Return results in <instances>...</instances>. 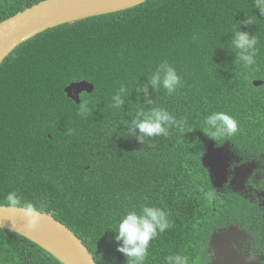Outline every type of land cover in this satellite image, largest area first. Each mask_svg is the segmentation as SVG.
<instances>
[{
    "label": "trees",
    "instance_id": "16d2710c",
    "mask_svg": "<svg viewBox=\"0 0 264 264\" xmlns=\"http://www.w3.org/2000/svg\"><path fill=\"white\" fill-rule=\"evenodd\" d=\"M43 1L28 0L20 12ZM246 15L254 21L246 26L259 37L255 72L236 64L231 45L230 32ZM165 59L184 86L172 96L150 86L155 103L144 106L137 83H146ZM82 81L95 87L81 95V103L89 102L86 118L65 92ZM256 81L264 83V16L253 0H150L39 34L0 66V205L12 191L24 202L42 203L40 212L70 228L97 264H130L112 230L126 208L166 206L174 226L152 242L146 264H164L170 253L189 255V264H210L213 229L233 216L244 219L257 205L217 192L202 157L214 144L251 162L264 159V84ZM122 83L128 93L116 110L111 97ZM152 106L186 117L194 130H172L168 138H152L151 146L127 135L125 124ZM213 111L240 121L238 134L222 145L203 132ZM0 264L61 263L0 229Z\"/></svg>",
    "mask_w": 264,
    "mask_h": 264
},
{
    "label": "clouds",
    "instance_id": "9594fccd",
    "mask_svg": "<svg viewBox=\"0 0 264 264\" xmlns=\"http://www.w3.org/2000/svg\"><path fill=\"white\" fill-rule=\"evenodd\" d=\"M253 8L258 9L260 15L264 16V0H253ZM246 17V19L239 21L238 30L230 32L233 34L231 45L232 51L235 53L234 61L236 64L242 65L246 70L255 72L259 67V37L256 36L255 28L252 31L251 27L246 26L247 24H254L253 18L247 15ZM197 38L198 35L193 36L194 40ZM147 78L146 83H137L135 88L136 92L140 94L137 98H139V100L141 99V96L144 98L145 103H141L144 106H146V104L153 105L155 103V101L151 98L149 90L150 86L155 92H158L161 88H163L169 96L175 95L178 90L184 86L183 76L178 72L175 66L169 63L167 59L161 61ZM87 83L92 84L90 82ZM92 85L94 86V84ZM127 93L128 86L122 83L115 94L111 97V107L116 110L122 109L126 101L125 96ZM81 95L80 103L77 104L75 102L79 105L77 115L86 118L90 114V109L88 107L89 102L82 101L81 103ZM203 124L206 126L203 132L211 139L215 140L218 145H222L225 141L231 140V138L236 136L240 131V121L236 116L232 115L228 111L211 112V114L204 118ZM125 126L127 127V135L135 137L140 143H145L147 140L149 146H151L152 138H168L172 130H175L182 135L190 133L194 130L188 128V121L186 117L177 118V116L170 112L167 108L153 106L147 111L143 108L139 109L136 112V115L130 120V122L126 123ZM211 148L215 150H224L228 147H216L214 144L207 147V150L202 157V164L208 171L209 169L204 165L203 160ZM224 154L229 158H233V155H230V153L226 154L224 152ZM242 165L254 166L252 162ZM242 165H240V167ZM209 174L213 188L217 192H221L227 184L234 187V190L239 191L246 188V182L252 174V171L247 177L243 189H240V186L235 187V185L232 184V179H234L236 175L235 173L231 177V180L229 174L228 181L221 189L215 188L210 171ZM206 195L212 196L213 193L209 192ZM5 200L6 207L11 209L13 212H15L16 209L23 210L30 229L38 227L42 216L40 209L44 207L42 203L40 205H35L32 202H24L22 197L16 191L9 192L6 195ZM256 205L258 206V204ZM173 226L174 221L171 219V212L166 209V206H157L155 204L145 202L140 204L139 207L133 206L131 209L126 208L123 214L119 217L116 228L110 229L114 230L116 233L114 239L117 242V251L124 254L128 258V262H130V264H146L150 255L149 249L152 246V242L158 239L161 234L165 233ZM230 233L231 230L228 233L223 234L214 233L212 238L210 236L211 240H209V242L212 243V241L223 239L229 240L228 235ZM225 248L228 250V247ZM189 260V255L184 253H170L164 258V264H189ZM213 261L214 258L210 264H212Z\"/></svg>",
    "mask_w": 264,
    "mask_h": 264
},
{
    "label": "water",
    "instance_id": "95a60500",
    "mask_svg": "<svg viewBox=\"0 0 264 264\" xmlns=\"http://www.w3.org/2000/svg\"><path fill=\"white\" fill-rule=\"evenodd\" d=\"M150 0H45L0 23V66L22 44L50 29L73 24L91 17L113 14L140 6ZM255 86L263 85L256 81ZM94 86L87 82L74 83L65 89L71 100L80 103V95L91 94ZM231 159L224 150L211 148L204 157L215 188L221 189L228 181ZM253 165H242L236 169L233 185L244 188ZM41 213V212H40ZM37 228L28 227L22 209L13 212L0 205V229L14 232L37 244L61 264H97L83 241L67 226L53 216L41 213ZM220 238V237H219ZM220 251L212 264H249L230 252L227 239L215 241Z\"/></svg>",
    "mask_w": 264,
    "mask_h": 264
},
{
    "label": "flooded vegetation",
    "instance_id": "af4514ba",
    "mask_svg": "<svg viewBox=\"0 0 264 264\" xmlns=\"http://www.w3.org/2000/svg\"><path fill=\"white\" fill-rule=\"evenodd\" d=\"M28 0H0V20L9 19L11 13H18L20 9L27 5ZM7 18V19H6ZM3 20V21H5ZM224 152L233 155L230 163V180L236 172V169L242 164H248L251 161L245 160L241 151L235 152L232 149L225 148ZM254 164L252 174L246 182L244 190L236 191L229 184L219 192L220 194H236L251 203L258 204L251 211L252 214L242 218L233 216V222L225 223V225L218 229H213L211 238L214 233H231L228 235V242L230 252H237L238 256L244 262L249 264H264V159L259 158L252 161ZM238 187V185H235ZM210 238V240H211ZM208 255L210 263L215 258V251L213 244L209 242Z\"/></svg>",
    "mask_w": 264,
    "mask_h": 264
},
{
    "label": "rangeland",
    "instance_id": "374dc122",
    "mask_svg": "<svg viewBox=\"0 0 264 264\" xmlns=\"http://www.w3.org/2000/svg\"><path fill=\"white\" fill-rule=\"evenodd\" d=\"M226 154H228V152H225ZM212 244H213V247H214V251H215V258L214 260L216 259V257H219L220 255V251L218 250V247L216 245V242L215 241H212ZM213 263V262H212Z\"/></svg>",
    "mask_w": 264,
    "mask_h": 264
}]
</instances>
